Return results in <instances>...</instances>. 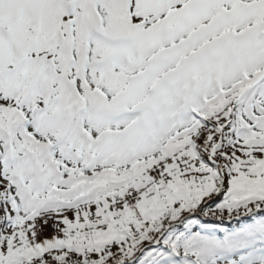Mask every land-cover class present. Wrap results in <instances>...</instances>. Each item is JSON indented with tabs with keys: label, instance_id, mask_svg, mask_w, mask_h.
<instances>
[{
	"label": "snow or ice",
	"instance_id": "obj_1",
	"mask_svg": "<svg viewBox=\"0 0 264 264\" xmlns=\"http://www.w3.org/2000/svg\"><path fill=\"white\" fill-rule=\"evenodd\" d=\"M0 264H264V0H0Z\"/></svg>",
	"mask_w": 264,
	"mask_h": 264
}]
</instances>
